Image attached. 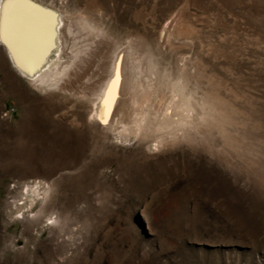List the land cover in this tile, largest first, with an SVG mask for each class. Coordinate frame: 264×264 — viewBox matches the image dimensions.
<instances>
[{"label":"rangeland","instance_id":"374dc122","mask_svg":"<svg viewBox=\"0 0 264 264\" xmlns=\"http://www.w3.org/2000/svg\"><path fill=\"white\" fill-rule=\"evenodd\" d=\"M39 1L91 52L43 90L0 45V264H264V0Z\"/></svg>","mask_w":264,"mask_h":264},{"label":"bare ground","instance_id":"6f19581e","mask_svg":"<svg viewBox=\"0 0 264 264\" xmlns=\"http://www.w3.org/2000/svg\"><path fill=\"white\" fill-rule=\"evenodd\" d=\"M32 3L34 5H36L38 9H44V10H46L48 12H52V13L56 14L57 26L55 27V29H50V30H48L47 32H44V33L36 31L33 34L31 47L27 50L25 55L21 58V64L23 65L22 67L17 65L16 58L13 56L11 49L6 44H4L2 40H0V45L6 51L12 66H14L16 68L17 72L23 78L27 79L29 81V83L34 85L36 88L43 89V90L44 89H54V90H58V91H66L67 90V82H66V80L68 81V79L71 77V74H72L73 70L75 69L74 68V65H75L74 61L77 60V62L79 61L82 64L83 62L81 61L82 60L81 55L90 54V52H91V50L89 48L90 46L85 44L86 42H84L85 45H82V43H80L82 41L81 40L82 38L81 39L79 38L81 41L77 39V33H76L77 31L74 32L75 30H73L70 25H69L68 28H66V31H67V35L66 36L67 37L62 39V35H61V33L63 31L62 25H66V24H63V18H62L61 13L60 12L57 13L52 7L42 3L39 0H32ZM4 8H5V0H0V10H3ZM65 27H67V26H65ZM80 28L82 30H87L84 27V25H80ZM83 32H85V31H83ZM83 32H82V34H84ZM63 41H64V43H62ZM68 43H70L72 46H68ZM78 43L80 44V47L78 48L79 52L78 51L77 52L80 55L78 54V57H76V56H74L72 54V53H75V52H72L73 50H72L71 47H73V45H76ZM61 54H63V56H61ZM100 56H102V55H100ZM121 57H123V59L121 60V73H120L121 74V78H122L123 72L125 70V67H127V66H125L126 63L124 62L123 51H120L118 53L116 52V54L113 56V58H112V60L110 61V64H109L108 78L105 79V82L100 87V90L95 93V96H94L95 99L92 102L93 106H92V111H91V120L92 121H98L100 119L102 113L105 112V100L106 99L109 100V102L111 103V106H114V103H115V101L117 99L116 98V89L114 91L115 98H116L114 100V102L111 101L110 98L108 97V92H109V87L111 85V82H112V80L115 77V65H116V62ZM85 59H86V57H85ZM125 72H127V71H125ZM125 76H127V75H125ZM87 77H89V76H87ZM87 77H85V78H87ZM105 78H106V76H105ZM94 82H96V81H94ZM97 82H99V81L97 80ZM85 84L86 85H90L91 84L90 79H88V81ZM72 86H73V84H72ZM86 92H88V91H86ZM130 92H131V90H130ZM142 92H145V91L143 90ZM81 94H83V93H81ZM144 95L146 97V93ZM90 97H92V96L90 95ZM117 97H119V96H117ZM150 101H148V102L150 103ZM100 105L104 109V111L101 114H99V112H98V108H100L99 107ZM138 106H140V105H138ZM142 117H143V115H142Z\"/></svg>","mask_w":264,"mask_h":264},{"label":"snow or ice","instance_id":"6c2138e0","mask_svg":"<svg viewBox=\"0 0 264 264\" xmlns=\"http://www.w3.org/2000/svg\"><path fill=\"white\" fill-rule=\"evenodd\" d=\"M57 26L56 14L44 9H38L32 0H5V8L0 10V40L12 51L18 66L21 58L31 47L32 36L36 31L41 33ZM115 65V77L109 87L108 97L114 102V91L119 87L121 79V60ZM111 114V103L105 100V112L102 113L100 121L108 123L107 117ZM51 223V221H49Z\"/></svg>","mask_w":264,"mask_h":264}]
</instances>
